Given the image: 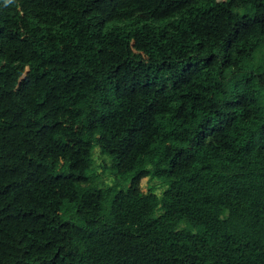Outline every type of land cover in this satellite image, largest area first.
Instances as JSON below:
<instances>
[{
	"label": "trees",
	"instance_id": "trees-1",
	"mask_svg": "<svg viewBox=\"0 0 264 264\" xmlns=\"http://www.w3.org/2000/svg\"><path fill=\"white\" fill-rule=\"evenodd\" d=\"M0 264H264V0H0Z\"/></svg>",
	"mask_w": 264,
	"mask_h": 264
},
{
	"label": "rangeland",
	"instance_id": "rangeland-1",
	"mask_svg": "<svg viewBox=\"0 0 264 264\" xmlns=\"http://www.w3.org/2000/svg\"><path fill=\"white\" fill-rule=\"evenodd\" d=\"M96 151H99L98 148L95 149ZM94 159H95V164L99 165V164H109L108 159H106L105 157H101L98 152H95L94 154ZM101 169L98 168V171H100ZM163 186L160 182H158L155 179H147L144 178L141 181V189L143 192H149L152 191L156 194H160L161 190H162Z\"/></svg>",
	"mask_w": 264,
	"mask_h": 264
}]
</instances>
